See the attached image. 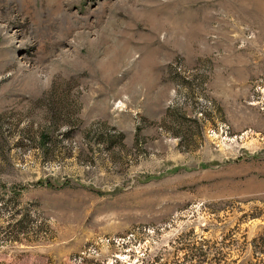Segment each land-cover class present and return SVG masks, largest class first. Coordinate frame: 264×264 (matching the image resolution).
<instances>
[{"label": "rangeland", "instance_id": "rangeland-1", "mask_svg": "<svg viewBox=\"0 0 264 264\" xmlns=\"http://www.w3.org/2000/svg\"><path fill=\"white\" fill-rule=\"evenodd\" d=\"M263 233L264 0H0V264Z\"/></svg>", "mask_w": 264, "mask_h": 264}, {"label": "trees", "instance_id": "trees-1", "mask_svg": "<svg viewBox=\"0 0 264 264\" xmlns=\"http://www.w3.org/2000/svg\"><path fill=\"white\" fill-rule=\"evenodd\" d=\"M177 243L180 248L177 247L176 251H182V257L177 258L176 255L174 261L165 259V253L159 251L154 255L146 254L147 258L136 260L133 264H226L225 260L220 258L221 253L217 249L210 257L211 248L204 239L196 240L192 247L185 246L183 242ZM112 264L121 263L115 260ZM257 264H264V233L257 238Z\"/></svg>", "mask_w": 264, "mask_h": 264}]
</instances>
